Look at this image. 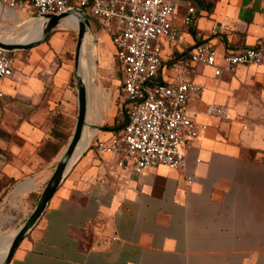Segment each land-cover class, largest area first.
Here are the masks:
<instances>
[{"label": "crops", "instance_id": "obj_1", "mask_svg": "<svg viewBox=\"0 0 264 264\" xmlns=\"http://www.w3.org/2000/svg\"><path fill=\"white\" fill-rule=\"evenodd\" d=\"M190 3L179 0L175 24L183 39L164 44L157 78L171 81L181 71L204 87L190 100L189 114L207 128L186 150L185 169L158 166L137 174L89 146L8 264H264L263 68L240 66L215 76L189 59L205 40L219 59L255 45L264 36V0H192L198 17L186 27L182 16ZM53 78L69 84L71 74L30 75L31 99ZM40 101L28 108L39 109ZM210 104L227 108V117L208 114ZM34 113L9 119L0 109V228L7 208L17 217L26 213L22 222L29 216L52 174L49 166L53 172L65 150L42 152L54 141V118ZM113 133L100 129L92 141ZM29 179L35 187L18 188Z\"/></svg>", "mask_w": 264, "mask_h": 264}, {"label": "built area", "instance_id": "obj_2", "mask_svg": "<svg viewBox=\"0 0 264 264\" xmlns=\"http://www.w3.org/2000/svg\"><path fill=\"white\" fill-rule=\"evenodd\" d=\"M0 5L12 10L31 5L35 14H59L78 7L92 16L116 46L129 117L109 139H97L90 147L98 154H112L118 166L137 174L158 166L185 169L186 150L207 128L189 114L190 100L201 96L204 87L187 80L181 71L171 81L157 79L164 44L173 47L183 39L175 24L179 0H0ZM197 12L194 3L187 5L182 16L186 27L195 24ZM189 59L213 68L215 76L232 73L240 66L264 71V36L255 45L230 50L220 59L215 45L205 40L189 51ZM14 61L13 53L0 48V101L5 97L1 83L13 78ZM174 66L184 68L183 63ZM207 113L226 118L228 110L210 104Z\"/></svg>", "mask_w": 264, "mask_h": 264}, {"label": "rangeland", "instance_id": "obj_3", "mask_svg": "<svg viewBox=\"0 0 264 264\" xmlns=\"http://www.w3.org/2000/svg\"><path fill=\"white\" fill-rule=\"evenodd\" d=\"M15 11L23 19L38 18L35 14L37 10L31 5H27L23 9H15ZM88 17L93 27V38L89 42L94 45L97 54L94 84L99 85L101 99H104L101 103L102 122L96 123L97 125L91 123L89 126L90 129L98 131L104 127L122 125L127 118V102L121 87L123 76L115 56L117 49L113 38L92 16L89 15ZM15 24L16 20L4 19L0 15L2 31ZM77 40V29L59 26L48 36L45 42L27 51L14 52V76L9 80V83H1L2 89L11 88L9 92L4 91L5 97L0 101V109L4 111L7 118L28 117L32 110L35 112L34 114L39 113L41 119L46 115H51L54 119L58 116L61 117V125L67 137L62 151L67 147L73 134L77 117L76 81L73 76ZM64 72L71 74L69 84H65L64 79H58L56 83L54 78L52 80L46 79L42 90L38 87L37 92L33 94V99H31L30 92L27 91L26 87L30 75L36 79L43 73L49 76L53 74L63 76ZM66 89L70 92L65 95ZM40 99V110L28 108L27 104L30 105L31 101L36 102ZM52 168L51 164L49 175L52 173ZM1 216L3 219L1 222L5 225L0 228V235L16 230L22 224L26 213L17 217L10 213L9 208H7Z\"/></svg>", "mask_w": 264, "mask_h": 264}, {"label": "water", "instance_id": "obj_4", "mask_svg": "<svg viewBox=\"0 0 264 264\" xmlns=\"http://www.w3.org/2000/svg\"><path fill=\"white\" fill-rule=\"evenodd\" d=\"M70 15H75L78 20V40L73 72V76L76 81L77 96V117L74 131L67 144V147L60 156L50 178L44 186L34 209L16 229V234L10 244L9 250L3 260L0 261V264H8L11 261L14 252L22 240L26 238L33 228L38 224L54 194L63 184L80 157L90 146L89 144L85 150H80L84 134L89 129L91 124L88 120L91 104V81L87 62L84 58L83 52L86 51L90 39L93 38V27L84 10L78 7H72L59 14H37L38 18L44 21L43 27L41 34L31 41L25 43H9L0 40V48L9 53L30 50L33 47L45 42L48 36L60 26L62 20Z\"/></svg>", "mask_w": 264, "mask_h": 264}, {"label": "bare ground", "instance_id": "obj_5", "mask_svg": "<svg viewBox=\"0 0 264 264\" xmlns=\"http://www.w3.org/2000/svg\"><path fill=\"white\" fill-rule=\"evenodd\" d=\"M0 15L4 19L16 20V24L6 30L2 31L0 27V40L9 43H25L37 38L41 34L43 27V20L39 18H28L23 19L19 13L15 10L7 9L6 7L0 6ZM60 26H66L69 28L77 29L78 20L75 15H70L63 19ZM84 53V58L86 59L88 70L90 73L91 81V104L90 111L88 115V120L90 123L97 125L102 122L103 114L101 112V92L99 85L94 84L95 70H96V49L94 45L89 42ZM103 95V94H102ZM97 123V124H96ZM96 129H88L83 137L80 150H85L91 143L93 137L96 135ZM36 185L31 179L27 180L21 184L18 188L30 189ZM16 234V230L12 232L1 233L0 235V261L6 256L10 244Z\"/></svg>", "mask_w": 264, "mask_h": 264}, {"label": "trees", "instance_id": "obj_6", "mask_svg": "<svg viewBox=\"0 0 264 264\" xmlns=\"http://www.w3.org/2000/svg\"><path fill=\"white\" fill-rule=\"evenodd\" d=\"M126 115H127V118L122 125L114 126V127H104L102 128V130L112 131V132H116L120 130L126 124L128 117H129L127 107H126ZM52 137L54 138V141L46 144V146H44V148L42 149V152L52 151L53 153H58L60 149L64 146V143L67 137L61 125V117L59 116L54 119Z\"/></svg>", "mask_w": 264, "mask_h": 264}]
</instances>
